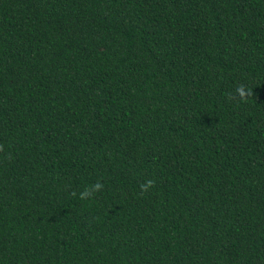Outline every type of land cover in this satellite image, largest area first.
I'll return each instance as SVG.
<instances>
[{"label": "trees", "instance_id": "1", "mask_svg": "<svg viewBox=\"0 0 264 264\" xmlns=\"http://www.w3.org/2000/svg\"><path fill=\"white\" fill-rule=\"evenodd\" d=\"M0 264H264V0H0Z\"/></svg>", "mask_w": 264, "mask_h": 264}, {"label": "clouds", "instance_id": "2", "mask_svg": "<svg viewBox=\"0 0 264 264\" xmlns=\"http://www.w3.org/2000/svg\"><path fill=\"white\" fill-rule=\"evenodd\" d=\"M238 91H240V90H238ZM95 187L99 188L100 186L99 185H96Z\"/></svg>", "mask_w": 264, "mask_h": 264}]
</instances>
